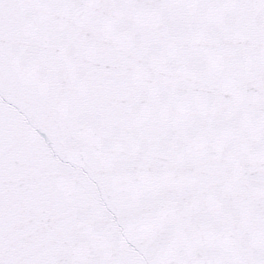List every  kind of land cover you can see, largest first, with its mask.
<instances>
[{
  "label": "snow or ice",
  "instance_id": "snow-or-ice-1",
  "mask_svg": "<svg viewBox=\"0 0 264 264\" xmlns=\"http://www.w3.org/2000/svg\"><path fill=\"white\" fill-rule=\"evenodd\" d=\"M0 264H264V0H0Z\"/></svg>",
  "mask_w": 264,
  "mask_h": 264
}]
</instances>
